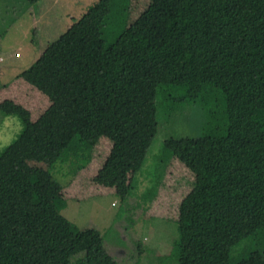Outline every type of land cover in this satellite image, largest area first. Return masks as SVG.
<instances>
[{"label":"trees","instance_id":"1","mask_svg":"<svg viewBox=\"0 0 264 264\" xmlns=\"http://www.w3.org/2000/svg\"><path fill=\"white\" fill-rule=\"evenodd\" d=\"M128 10L129 0H97L20 72L52 100L53 129H38L10 100L0 103L24 123L0 153V264H120L100 230L62 213L51 169L29 162L75 171L106 136L111 148L96 181L127 202L149 167L160 96L168 117L186 103L207 108L213 96L224 112L219 131L207 108L202 134L167 137L160 150L195 173L177 219L178 264H264V0H151L130 24ZM188 31L206 34L199 78L160 84L163 33ZM155 186L142 191L149 201ZM245 238L250 246L233 257Z\"/></svg>","mask_w":264,"mask_h":264},{"label":"rangeland","instance_id":"2","mask_svg":"<svg viewBox=\"0 0 264 264\" xmlns=\"http://www.w3.org/2000/svg\"><path fill=\"white\" fill-rule=\"evenodd\" d=\"M96 1L39 0L31 4L29 0H0V79L4 84L0 103L10 100L21 107L40 130L53 129L59 116L52 109L49 96L19 74ZM150 1L129 0L128 15L124 16L127 23L133 22ZM108 30L114 33L113 29ZM205 35L193 31L163 33L157 62L160 84L172 86L199 78L200 65L206 56ZM158 99L162 111L157 137L148 152L149 167L141 184L135 183L127 202L113 187L96 181L111 148V140L106 136L99 140L92 160L75 171L68 164L48 168L43 162H29L41 169H51L53 177L62 185L58 201L67 204L62 213L79 228L100 230L108 251L120 264H178L173 254L178 238L177 219L182 200L193 188L195 173L175 155L170 158L160 150L167 137L202 134L209 124L207 108L214 112L213 125L217 131L222 125L224 112L220 97L213 96L207 108L198 103L181 105L171 117L162 106V96ZM23 128L19 115L3 114L0 110V153ZM153 184H156L157 196L149 201L142 191ZM250 241L245 238L235 244L231 255L235 257L248 248Z\"/></svg>","mask_w":264,"mask_h":264},{"label":"crops","instance_id":"3","mask_svg":"<svg viewBox=\"0 0 264 264\" xmlns=\"http://www.w3.org/2000/svg\"><path fill=\"white\" fill-rule=\"evenodd\" d=\"M1 58V57H0ZM1 69V68H0Z\"/></svg>","mask_w":264,"mask_h":264}]
</instances>
